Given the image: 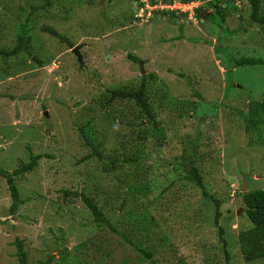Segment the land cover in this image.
<instances>
[{"label": "rangeland", "instance_id": "1", "mask_svg": "<svg viewBox=\"0 0 264 264\" xmlns=\"http://www.w3.org/2000/svg\"><path fill=\"white\" fill-rule=\"evenodd\" d=\"M93 1L91 7L89 0L56 2L49 12H35L44 0H0V49L15 48L21 24L29 22L34 37L30 55L0 59V168L13 173L43 156L34 169L13 176L22 201L14 215L0 174V264H19L18 242L27 264H227L218 227L225 236L246 229L241 193L264 190V125L247 131L238 114L264 103V65L228 74L216 50L232 47L236 60L264 61V27H248V0L226 2V25L241 31L232 38L209 9L202 12L206 20L188 14L175 23L149 6L141 9L144 0ZM45 25L74 47L42 32ZM36 57L47 64L38 66ZM148 75L163 127L160 149L148 147L156 141L151 127L150 138L143 132L146 140H139V122L147 120L142 108L110 101L111 89L138 90ZM188 103L205 119L202 139ZM97 147L118 164L112 174L90 157ZM127 157L137 161L126 163ZM195 167L204 189L185 181ZM74 192L96 202L124 235L95 225ZM256 236L264 242V227ZM229 245L231 256L242 257L237 243ZM251 264H264V257Z\"/></svg>", "mask_w": 264, "mask_h": 264}, {"label": "trees", "instance_id": "2", "mask_svg": "<svg viewBox=\"0 0 264 264\" xmlns=\"http://www.w3.org/2000/svg\"><path fill=\"white\" fill-rule=\"evenodd\" d=\"M74 0H44V2L36 6L35 12L39 11H45L49 12L51 11V8L54 7V4L58 2L59 4L64 5V7L67 6L69 3H73ZM135 1V0H133ZM199 1L202 2V6H200L197 9H193L195 11V17L198 19L206 20L205 15H203V11H206L207 9L210 10L211 18L217 23V25L224 30V36L230 38L235 37L236 35H240L241 31L240 29L234 30L233 32H230L229 26L227 24V16L229 14L228 6L226 5V2H231L232 0H150L151 6H158L159 3L165 4L168 8L165 11L156 10L154 11V15H159L162 17L169 18L171 21L175 23H179V15L188 16V12H181L177 9H172V7H175L176 5H190L191 3ZM252 13L251 14V21L250 23H257L264 27V16L260 14V7L262 0H248ZM81 2H78V5H80ZM94 1L89 0L87 2V6H93ZM226 5V6H223ZM223 6V7H222ZM140 8L145 7V3L141 2L139 4ZM206 8V9H205ZM235 11V8L233 9ZM66 19V18H65ZM68 19V18H67ZM133 19V16L132 18ZM209 19V18H208ZM210 20V19H209ZM64 22V21H62ZM57 24H61L56 21ZM29 22L27 24H21L19 26V30L17 31L18 36V44L15 46L14 49H0V59L2 60H9L12 58H18L22 56L23 54L30 55L32 50L29 46V43L34 39L33 36L29 35V32L31 29L28 27ZM247 28V27H242ZM42 32L47 33L51 37L57 39L63 44H68L69 48H73L74 44L71 41V39L61 32H59L53 25H45L42 26L40 29ZM247 32V30H245ZM247 35V34H246ZM208 41H206L207 43ZM252 42V39H250V43ZM207 44L211 45V42H208ZM217 49V48H216ZM232 47H229L227 49H224V47H220L216 50V52L222 56L223 58L222 63L226 66V72L229 74L232 70L237 69L239 67H243L245 65H264V61L260 59H254V58H241L239 60H236V56L234 55L235 51H231ZM38 51V50H37ZM230 53V54H228ZM232 54V55H231ZM38 55V54H37ZM130 58L134 62H142L139 58H136L133 55H130ZM34 62L38 66H45L47 63L39 60L37 57L34 58ZM183 77V74L181 75ZM153 75H148L143 77V84L141 85V88L136 89H123V88H116L111 89V98L110 101H125L128 100L129 102H134L138 107L142 108L144 115L147 117V120L145 123L139 122L138 128L140 129L139 140H146V137L142 136L143 132H147L148 139L150 138V134L148 133V127L152 128L151 136L155 137V142H150L149 146H152L151 149H160L161 146L157 143L158 140L156 136L160 135L159 132L162 131V126L160 122L157 120L156 116V110L154 108L153 101L151 102V94H150V88L145 82H148V80H152ZM190 84V83H189ZM194 95L202 99V96L198 94L197 92H194ZM188 105H191L188 103ZM190 112L189 117L191 118V111L194 112L198 109L196 105L190 106ZM238 114H240V117L243 116V121L245 124V129L247 131L250 130H256L258 127L264 125V103L256 106H251L249 113L243 112V110H239ZM185 117V115H183ZM194 121L196 122L198 128H197V137L198 139H202L203 136H205V131H207V127L205 126V119L202 115H199V113L196 111V116ZM151 137V138H152ZM84 139L88 144L93 146V144L90 142V138L84 135ZM148 141V140H147ZM96 156L98 160L101 162V164H106L107 166L104 167V171L107 172L106 174H112L113 170H116L118 168V164L116 162L111 161L102 154L99 147L93 148L92 154L90 157ZM42 155H37L32 157V161L25 165L22 168L16 169L13 173L9 171H5L2 168H0V174L6 178V181L8 183V187L11 191V198H12V205L10 209L11 215L15 214V211L20 207L22 204V201L20 199L19 191L17 189V186L13 182V176L14 175H21L23 173H26L28 171H31L36 166H38V162L42 159ZM47 157V156H46ZM48 158V157H47ZM126 163L133 164L137 160H134L130 157H127L124 159ZM185 181L193 183L196 187H200L204 189V182L201 175V172L198 167L192 168L188 171V174L185 176ZM87 187V186H86ZM85 187V188H86ZM65 193H68L67 191ZM243 203L246 207V217L248 219V224H246L245 228L243 229V225L241 226L242 229L238 233L237 236L234 235H228L225 236L224 229L219 226L218 230L219 233L217 235L219 242H220V249L223 250V253L225 252V256L227 258V264H251L254 263L257 260H260L264 257V242H260L257 239L256 232L264 227V190H255V191H249L247 193H241ZM74 195L77 197L82 198L83 202L86 204V206L90 209V212H92L94 220L93 223L97 226H105L109 228L110 231L117 232L120 235H124L121 232L117 231L115 226L113 225V222H111L110 218L107 217V215L103 212V209L94 202L91 198H88L83 192H74ZM216 201V213L217 216L219 215V208L221 206L220 200ZM216 216V217H217ZM231 219V218H229ZM217 222V221H216ZM218 226V225H217ZM102 228V227H101ZM229 241L233 248H235V244L237 243L242 257L237 256H231L229 252ZM18 249H17V258L19 261V264H27V254L24 250L23 243L18 242L17 243ZM149 255V254H148ZM232 258V260L230 259ZM51 260V259H50ZM51 261H48L47 263L43 264H50ZM181 264H186L185 261H181Z\"/></svg>", "mask_w": 264, "mask_h": 264}, {"label": "clouds", "instance_id": "3", "mask_svg": "<svg viewBox=\"0 0 264 264\" xmlns=\"http://www.w3.org/2000/svg\"><path fill=\"white\" fill-rule=\"evenodd\" d=\"M215 1H218V0H215ZM143 3H145V7L144 8H146V6L148 7H150L151 9H152V12H154V11H156V10H161V11H165L168 7L165 5V4H162V3H159V5L158 6H151L150 5V0H144V1H142ZM147 3V4H146ZM193 4L195 5L196 4V8H194V9H197V8H199L200 6H202V2H199V1H195V2H193ZM141 9H143V8H141ZM174 10V9H173ZM193 15H195V11L193 10V14L192 15H190V13H189V16H193ZM250 19H251V17H250ZM248 20V27L249 26H251V25H253L254 23H250V21L251 20ZM257 23H255L254 25H256ZM258 25V24H257ZM43 158V157H42ZM244 187V186H243Z\"/></svg>", "mask_w": 264, "mask_h": 264}, {"label": "built area", "instance_id": "4", "mask_svg": "<svg viewBox=\"0 0 264 264\" xmlns=\"http://www.w3.org/2000/svg\"><path fill=\"white\" fill-rule=\"evenodd\" d=\"M193 3H191L190 5H176L175 7H172V9H177L180 10L181 12H188V13H193V8H189L192 7ZM192 10V11H191Z\"/></svg>", "mask_w": 264, "mask_h": 264}, {"label": "water", "instance_id": "5", "mask_svg": "<svg viewBox=\"0 0 264 264\" xmlns=\"http://www.w3.org/2000/svg\"><path fill=\"white\" fill-rule=\"evenodd\" d=\"M80 48H81V46H77V47L74 49V53L78 56L79 61L81 62V64H83V59H82V56H81V54H80V52H79ZM142 67H143V65H142ZM142 70H143V72H144V69H142ZM243 188H244L243 190L246 189L245 186H244Z\"/></svg>", "mask_w": 264, "mask_h": 264}]
</instances>
